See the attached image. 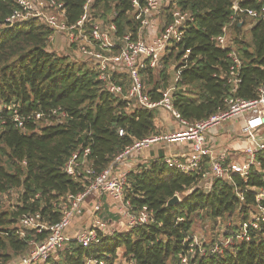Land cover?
Returning a JSON list of instances; mask_svg holds the SVG:
<instances>
[{"label": "trees", "instance_id": "16d2710c", "mask_svg": "<svg viewBox=\"0 0 264 264\" xmlns=\"http://www.w3.org/2000/svg\"><path fill=\"white\" fill-rule=\"evenodd\" d=\"M45 1L63 3L70 26L81 19L86 3ZM132 2L95 0L93 18L114 23L117 37L132 33L136 39L139 22ZM146 2L138 0L139 10ZM175 2L177 8L190 12L195 19L188 24L182 42L167 51L160 68L142 72V76L150 75L151 88L147 91L152 100L162 98L187 53L189 66L172 97L184 119L192 123L206 120L226 110L225 100L229 97L258 99L264 89V0ZM235 5L238 11L233 10ZM15 9L16 0H0V264H19L33 242L44 243L49 236V232L38 234L31 230H26L25 238L18 235L16 229L23 215L41 212L49 224L57 223L62 217L58 205L68 195L76 196L85 190V177L75 179L66 173V165L77 151L91 148L88 163L99 174L135 141L160 134L156 111L129 109L122 98L104 89L86 57L73 59L72 54L52 50L54 33L39 19L7 25L6 19ZM248 11L262 17H250ZM249 23L252 28L248 36L244 30ZM226 26H230L243 63L235 94L226 83L232 64L229 52L214 42ZM154 73L159 74L158 80ZM113 80L129 89L126 76L114 75ZM59 108L65 117L27 121L23 128L14 122L16 113L20 117L47 115ZM120 131H124L123 137ZM163 146L150 161L147 159L146 166L138 165L130 173L125 189V198L133 210L147 208L155 221L104 237L98 248L86 249L70 242L45 264H86L89 259L123 264L121 256L127 264H182V256L187 257L188 264H264V222L258 229H250L247 237L238 239L243 237L242 226L256 214L255 194H245L244 201L237 195V189L264 190V154L259 156L261 169H253L247 180L237 176L233 183L214 179L207 187L202 174H185L169 166ZM11 190L18 191L19 196H10L13 202L7 205L4 196ZM176 195L180 202L168 206ZM261 203L264 206V199ZM233 218L235 224L231 225ZM208 219L213 223L230 222L224 237L232 238L233 244L220 253L203 246L204 254L196 247L195 254L189 255L193 228Z\"/></svg>", "mask_w": 264, "mask_h": 264}, {"label": "built area", "instance_id": "2783aa9c", "mask_svg": "<svg viewBox=\"0 0 264 264\" xmlns=\"http://www.w3.org/2000/svg\"><path fill=\"white\" fill-rule=\"evenodd\" d=\"M94 2L95 0H86L81 19L77 24L70 26L66 23V11L61 2L16 0V9L6 19V24L13 25L30 19H39L53 31L51 42L56 35H64L70 46H77L80 57H86L91 61V67L97 71L98 79L107 92L122 98L127 103V107L132 110L144 108L149 111L159 109L166 111L174 120L177 129L135 141L99 174L88 163L91 148L77 151L66 165V173L75 179L85 177L87 183L85 190L76 196L68 195L58 205L62 217L57 223L49 224L41 212L22 216L16 229V233L22 238L26 237V230L36 231L38 234L49 232V236L44 243L33 242L30 252L20 260L19 264H45L57 251L64 250L70 242H75L86 249L101 246L102 239L107 236L106 231L112 223L102 216L106 199L112 201L117 207L118 221L125 222L128 230L153 223L154 216L147 208L135 212L131 202L126 200L125 189L131 172L126 171L124 167L130 162L138 164L139 162L135 161L140 153L155 145L189 147V155L167 156L165 162L185 174H202L203 182L207 187L214 179L233 183V178L237 176L247 180L253 169H261L262 162L259 156L264 154V89L260 90L258 99L251 101L229 97L225 100L226 110L219 111L206 120L189 122L175 109L172 98L177 91L176 85L189 66L188 53L178 66L173 83L162 93L159 101L152 100L146 89L142 72L148 69L156 71L160 68L167 51L182 42L188 24L194 22V16L190 12L177 8L175 0H147L145 7L141 10H139L138 0H133L134 13L139 22L137 38L135 39L132 33L117 37L118 29L114 23L94 20L92 15ZM238 8L235 5L233 10L238 11ZM164 14L170 19L163 20L161 26L159 20ZM248 15L253 18L262 17L253 11H248ZM214 42L218 48L229 52L232 64L226 83L235 94L241 82L243 63L232 41L230 26L224 27L223 34L214 39ZM115 51L118 53L115 54ZM114 75L126 76L130 83L129 89L125 90L122 85L116 83L113 80ZM51 116L65 117L66 113L60 108L50 111L47 115L36 113L20 117L16 113L14 122L18 127L23 128L27 121L38 122ZM240 119L243 120V125L239 137L247 142L243 149L245 155L243 162L230 160L229 150L217 151L208 144V136L211 133L222 129L223 124L229 121L235 122ZM124 134V131L119 132L121 137ZM205 166L208 167L204 169ZM250 192L255 194L256 214L242 226L243 237L238 239L247 237L250 229H258L260 223L264 222V206L261 203L264 199V190L237 189V195L241 201H244L245 194ZM10 196H19L18 191L11 190L4 196V201ZM89 198L94 201L91 225L76 232L74 237H69L66 233L67 229L76 215L82 212ZM225 244L228 247L232 245V238H229ZM196 247L205 254L203 246L197 244L193 237L189 255L195 254ZM221 249L215 248L212 253H220ZM181 260L182 264H188L187 257L182 256ZM86 264H105V261L89 259Z\"/></svg>", "mask_w": 264, "mask_h": 264}, {"label": "crops", "instance_id": "0c3cea01", "mask_svg": "<svg viewBox=\"0 0 264 264\" xmlns=\"http://www.w3.org/2000/svg\"><path fill=\"white\" fill-rule=\"evenodd\" d=\"M167 16L162 17V24L163 20H166ZM161 24V26H162ZM56 44L58 46L57 50H63L62 48V41L61 39L57 40ZM157 112V128L159 130L160 134L168 133L171 131H174L177 129V126L174 123V120L169 116V114L162 110L159 109L156 111ZM243 125V120L240 119L238 121H235L231 124H228L226 127V133L222 134V130L214 131L208 136V144L211 147L216 148L217 151L221 150H229V155L231 157V160L233 161H238V162H243L245 159V155L243 154V149L246 147L247 142L239 137L240 129ZM230 126V127H228ZM230 134V136H229ZM228 145V146H226ZM162 146V145H161ZM160 146V147H161ZM160 147H153L150 150H145L143 153H141L140 158L143 161H140L137 165H145L147 162L146 160L149 159V157L152 154H157L158 150ZM164 151H165V156H171V155H177V154H186L189 155V147H182V148H177L173 146H163ZM146 166V165H145ZM124 169L126 171L132 172L137 170L134 166L133 163H126ZM93 200L89 198L86 203L84 204V209L82 212H80L78 215H76L75 219L73 220L71 226L67 229L66 233L67 235H72L73 233L79 232L87 227L90 226L92 223V208H93ZM104 212L107 215H109L111 220H118V211L117 207L114 205V203L108 199L105 201L104 205ZM91 217V218H90ZM91 219V220H90ZM89 224V225H88Z\"/></svg>", "mask_w": 264, "mask_h": 264}, {"label": "rangeland", "instance_id": "374dc122", "mask_svg": "<svg viewBox=\"0 0 264 264\" xmlns=\"http://www.w3.org/2000/svg\"><path fill=\"white\" fill-rule=\"evenodd\" d=\"M236 1H238V0H236ZM162 17H165V14ZM161 22H162V18L159 20L160 25L162 24ZM251 28H252V25L249 23L247 28L244 30V34L245 35H248V34L250 35ZM58 39H61V41L63 43L62 44V48L64 49V51L63 50H57L58 46L56 44H59V43H57ZM51 48H52V50H55L59 54H62V55H69V54L71 55L72 54V58L73 59H80V56L78 55L79 52H78L77 46H75V48L71 47L69 41L67 40V38L64 35H56L54 41L51 44ZM153 76H154L155 80H158V78H159V74L158 73H154ZM143 79H144V82H145V85H146V89L149 90V88H151V86L149 84L150 75L143 74ZM231 123H233V122L229 121V122L223 124L222 129H221L222 130V134H225L227 132L226 131V128H227L226 126L228 124H231ZM228 127H230V126H228ZM226 146H228V145H226ZM167 147H169V146H167ZM152 148L153 147H151V148H149L147 150H150ZM162 150H163V152H165L164 149H162ZM141 153H143V151ZM141 153H140V155H141ZM140 155L138 156V158H137V160L135 162L143 161L140 158ZM152 155L150 157H152ZM150 157H149V161L151 159ZM149 161L146 160L147 163H149ZM147 163L145 165H147ZM134 166L137 169L138 165L134 164ZM12 202L13 201L10 200V197L5 199V203L7 205H9ZM109 215H111V214L108 213L106 215L105 212L102 214V216H104L106 218V221L110 220L112 222L110 224L111 227H109V229L106 231V234H105V235H107L106 237H108L110 235H113V234H116L118 232H122V231L128 230L125 222H123V221L119 222L118 220H113V219L111 220L110 219L111 217ZM252 218H253V215H252ZM228 223L230 225V222H227L226 220H218L216 223H213L209 219L206 220L203 223H199L192 230L193 231L192 234H193V237L195 238V242L197 244H199V245H202V246L206 247L207 251H209V250L213 251L215 248H218V249L227 248L228 246L225 243L228 240V238H225L224 234L228 230V226H229ZM232 223L235 224V218H233V220L231 221V225H232ZM113 231H115V233H113ZM75 234L76 233H73L72 235H68V236L69 237H74ZM220 251H222V250H220ZM120 260L123 262V264H127V263H125V260L122 259V256L120 257ZM14 264H17V262L14 263Z\"/></svg>", "mask_w": 264, "mask_h": 264}, {"label": "water", "instance_id": "95a60500", "mask_svg": "<svg viewBox=\"0 0 264 264\" xmlns=\"http://www.w3.org/2000/svg\"><path fill=\"white\" fill-rule=\"evenodd\" d=\"M180 202V197L178 195H176L174 198H172L169 203L168 206H174L176 204H178Z\"/></svg>", "mask_w": 264, "mask_h": 264}, {"label": "bare ground", "instance_id": "6f19581e", "mask_svg": "<svg viewBox=\"0 0 264 264\" xmlns=\"http://www.w3.org/2000/svg\"><path fill=\"white\" fill-rule=\"evenodd\" d=\"M52 44V43H51Z\"/></svg>", "mask_w": 264, "mask_h": 264}]
</instances>
